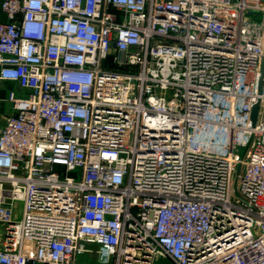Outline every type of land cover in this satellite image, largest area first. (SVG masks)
<instances>
[{
  "label": "built area",
  "instance_id": "obj_1",
  "mask_svg": "<svg viewBox=\"0 0 264 264\" xmlns=\"http://www.w3.org/2000/svg\"><path fill=\"white\" fill-rule=\"evenodd\" d=\"M0 15V264H264V0Z\"/></svg>",
  "mask_w": 264,
  "mask_h": 264
},
{
  "label": "rangeland",
  "instance_id": "obj_2",
  "mask_svg": "<svg viewBox=\"0 0 264 264\" xmlns=\"http://www.w3.org/2000/svg\"><path fill=\"white\" fill-rule=\"evenodd\" d=\"M250 16H252V15H250ZM255 19L258 20L259 17H255ZM6 88H7V87H5V88L3 89V91H0V98L4 96V93H5ZM0 107H1L0 110H2V112H3L4 114H6V111H7V104H4V103H3V104H0ZM159 264H160V263H159Z\"/></svg>",
  "mask_w": 264,
  "mask_h": 264
},
{
  "label": "crops",
  "instance_id": "obj_3",
  "mask_svg": "<svg viewBox=\"0 0 264 264\" xmlns=\"http://www.w3.org/2000/svg\"><path fill=\"white\" fill-rule=\"evenodd\" d=\"M3 19L4 18L0 15V20H3ZM4 85H6L8 88L12 87V84H10V83H4L3 86ZM0 109H1V107H0ZM19 209H20V205H17V210H19ZM2 236H3V233H2V229L0 228V240H1Z\"/></svg>",
  "mask_w": 264,
  "mask_h": 264
},
{
  "label": "water",
  "instance_id": "obj_4",
  "mask_svg": "<svg viewBox=\"0 0 264 264\" xmlns=\"http://www.w3.org/2000/svg\"><path fill=\"white\" fill-rule=\"evenodd\" d=\"M256 115H257V107L255 106L252 110V114H251V118H252V122H255L256 119Z\"/></svg>",
  "mask_w": 264,
  "mask_h": 264
}]
</instances>
